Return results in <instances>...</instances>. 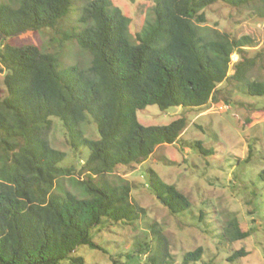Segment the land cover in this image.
Listing matches in <instances>:
<instances>
[{"label":"trees","instance_id":"obj_1","mask_svg":"<svg viewBox=\"0 0 264 264\" xmlns=\"http://www.w3.org/2000/svg\"><path fill=\"white\" fill-rule=\"evenodd\" d=\"M14 1L0 4V73L6 88L0 97V264H85L79 248L103 251L90 231L132 223L144 214L131 199L127 182L112 184L104 175L118 165L144 161L157 145L173 143L186 126L184 116L143 125L138 111L148 105L201 109L224 81L247 95L264 96V73L250 74L255 66L264 70L263 51L247 54L255 39L203 25L204 9L213 3H261L264 9V0H151L152 19L133 40L128 36L130 18L112 0H87L77 19L83 27L65 38L75 39L89 54V65L64 69L38 45L17 46L5 39L55 28L73 0ZM233 54L238 59L231 62ZM54 118L71 150H88L78 169L61 166L66 152L49 142ZM88 119L96 139L85 135ZM195 147L201 154L209 152L199 142ZM146 173L149 189L171 214L190 206L175 185L160 180L151 168ZM257 175L264 181V169ZM61 176L74 177L81 195L54 192ZM156 226L150 225L158 252L147 262L166 264V239ZM221 227L224 242L242 240L251 231L242 229L235 216ZM202 254L201 246L188 250L182 263L196 262ZM246 254L239 248L227 260Z\"/></svg>","mask_w":264,"mask_h":264},{"label":"rangeland","instance_id":"obj_2","mask_svg":"<svg viewBox=\"0 0 264 264\" xmlns=\"http://www.w3.org/2000/svg\"><path fill=\"white\" fill-rule=\"evenodd\" d=\"M86 1L73 0L71 10L55 28L27 30L5 41L17 46L38 45L42 51L54 55L59 69L86 68L89 54L75 39L65 38L66 33L83 27L77 19ZM112 2L130 18V40L152 19L151 0ZM1 3L13 5L15 1L0 0ZM261 6L256 3L233 7L218 1L204 9L203 25L234 36L249 35L256 45L249 48L247 54L264 52V9ZM237 59V54L231 56V62ZM229 72H232L231 67ZM263 73L264 70L256 66L250 72L253 76ZM3 75L0 73V97L6 95ZM179 116L185 117L186 126L173 143L157 145L144 161L118 165L104 175L112 184L127 182L131 186V199L144 209V214L132 223L118 222L90 231L103 251L86 246L79 248L85 264H113V260L115 264H148V256L158 252L156 236L150 227L153 223L161 228L166 239L169 253L165 256L166 264H183V253L197 246L203 248L202 256L187 264H264V181L257 175L264 169V96L247 95L224 81L217 85L213 98L201 109L173 106L160 110L156 105H148L137 112V119L143 125L166 124ZM83 127L86 136L98 137L91 119L86 120ZM48 138L53 148L66 152L61 166L73 165L78 169L88 150L85 147L80 153L71 150L65 130L56 118ZM195 142L209 152L201 154ZM147 168L154 170L160 180L175 185L188 197L190 206L171 214L149 189ZM77 176L85 178V174ZM65 190L81 195L72 176L58 177L53 191ZM233 216L242 229L251 228L250 235L224 242L219 235L220 227ZM239 248H244L247 254L227 260V256Z\"/></svg>","mask_w":264,"mask_h":264},{"label":"water","instance_id":"obj_3","mask_svg":"<svg viewBox=\"0 0 264 264\" xmlns=\"http://www.w3.org/2000/svg\"><path fill=\"white\" fill-rule=\"evenodd\" d=\"M2 38H3V37L0 35V41L2 40Z\"/></svg>","mask_w":264,"mask_h":264}]
</instances>
